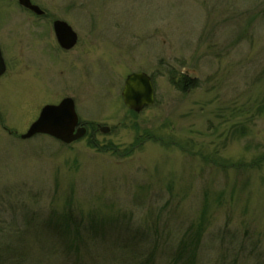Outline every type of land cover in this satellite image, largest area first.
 Listing matches in <instances>:
<instances>
[{"label": "rangeland", "instance_id": "obj_1", "mask_svg": "<svg viewBox=\"0 0 264 264\" xmlns=\"http://www.w3.org/2000/svg\"><path fill=\"white\" fill-rule=\"evenodd\" d=\"M32 1L46 20L0 0V251L31 247L34 264H138L155 248L154 264H175L207 207L196 258L179 264H264V0ZM53 19L78 33L72 52L40 36ZM171 69L196 86L177 91ZM136 72L156 91L140 113L121 95ZM67 97L88 135L21 138ZM75 227L91 238L79 252L58 237Z\"/></svg>", "mask_w": 264, "mask_h": 264}, {"label": "water", "instance_id": "obj_2", "mask_svg": "<svg viewBox=\"0 0 264 264\" xmlns=\"http://www.w3.org/2000/svg\"><path fill=\"white\" fill-rule=\"evenodd\" d=\"M25 7L33 9L37 14H42L38 7L32 6L30 0H20ZM55 31L59 43L65 49L72 48L76 43V35L71 28L62 22L55 24ZM6 66L0 54V77L5 73ZM125 106L135 113H140L145 108L151 107L155 102V89L152 78L146 73H133L125 81L122 91ZM78 126V117L75 103L68 98L58 106H46L39 119L31 126L23 139H29L37 134L50 135L64 145H70L82 139L86 135V129L82 128L75 132ZM103 133H108L103 128Z\"/></svg>", "mask_w": 264, "mask_h": 264}, {"label": "trees", "instance_id": "obj_3", "mask_svg": "<svg viewBox=\"0 0 264 264\" xmlns=\"http://www.w3.org/2000/svg\"><path fill=\"white\" fill-rule=\"evenodd\" d=\"M168 78H169V82L173 85V87L181 93H186L189 90L193 89L196 86V82H197L193 78H191L188 74L177 73L174 69H171L168 72ZM152 79L154 80V77H152ZM88 143L92 148L98 147V144L92 139V136ZM104 151L112 152L113 154H118V155L120 153L119 150H115V148H104ZM131 153H132V150L125 152L124 154H122L121 157H127L131 155ZM262 159L264 162V156H262ZM240 170L242 171V169ZM206 208L207 207H205L203 210L201 222L197 224V226L196 225L193 227L190 226L191 228L187 231V235L185 234V238L180 243L179 251L177 253V256L174 259L175 264H179L183 262L186 263L187 257H192L194 259L196 258V255L198 253L197 252L198 247L200 246L201 240L203 238L202 235L204 233V230H201V229L203 228L202 225H204L203 221L205 220L207 216ZM70 221H71V217L69 215V217L66 218V221H65V224L68 226V228L70 227L69 225ZM92 229H93V226H92ZM193 230H195L194 233H193ZM94 231L96 232V235L99 234V232L96 229H94ZM82 234L83 233L81 232V229L75 227L74 231H71V233H64L61 235L59 234L58 237H62L60 239L64 242L66 246L65 248L67 250L79 252L80 245L87 246L86 243L88 241L89 242L91 241V238L86 239ZM69 235L70 236L73 235V236H72V239L69 242H67L65 237ZM96 237L97 236H95L94 238ZM31 255H33V249H31V247H26L22 245L19 248H13L11 246H8L4 250L0 251V264H23V261L27 264H34L33 261L31 260L32 258H30ZM149 255L151 256L150 257L146 256L145 258L140 260L138 264H154L153 255H155V248H152L150 250ZM20 260H23V261L20 262ZM190 260L191 259H189L188 261L190 262ZM37 264H44V262H38Z\"/></svg>", "mask_w": 264, "mask_h": 264}, {"label": "flooded vegetation", "instance_id": "obj_4", "mask_svg": "<svg viewBox=\"0 0 264 264\" xmlns=\"http://www.w3.org/2000/svg\"><path fill=\"white\" fill-rule=\"evenodd\" d=\"M16 1V3L18 4V6L22 9V10H25V11H27V12H29V13H31V14H35L34 12H32V11H30L29 9H26V8H24V7H22L20 4H19V2L17 1V0H15ZM32 3L33 4H35L33 1H32ZM35 5H38V4H35ZM39 6V5H38ZM40 7V6H39ZM40 9L42 10V14H40V15H38V16H40V17H38V16H36V17H31L30 19L31 20H33V21H35V20H46V18H44L45 16H47V13H46V11L45 10H43L41 7H40ZM45 14V15H44ZM36 15V14H35ZM44 15V16H43ZM57 20H59V19H53L52 20V23H51V26H47L46 28H43V29H45V33L44 34H40V36L41 37H43V40L44 41H47V40H49V35H51V38H52V40H53V42H52V45L51 44H49L50 45V47L52 48L51 50H53V53H56V54H58V51H62V52H72L71 50H65V49H63L60 45H59V42H58V40H57V37H56V32H55V28H54V24H55V22L57 21ZM63 21V20H62ZM43 23H49V22H47V21H43ZM71 26V25H70ZM49 27V28H48ZM48 30V31H47ZM77 33V32H76ZM47 34V35H46ZM77 35H78V33H77ZM78 40H79V36H78ZM78 43V42H77ZM76 47V46H75ZM75 47H73V48H75ZM0 51H1V54H2V56H3V54H5V51L3 50V47L0 45ZM4 58V57H3ZM5 60V59H4ZM54 63V62H53ZM5 64H6V70H7V63H6V61H5ZM46 105H50V104H46ZM57 105V104H56ZM37 119V118H36ZM35 119V120H36ZM34 120V121H35ZM33 121V122H34ZM32 122V123H33ZM31 123V124H32ZM30 124V125H31ZM87 123H84V124H81L80 123V125L78 126V127H85L86 128V130H87V135L89 134V128L87 127ZM100 132H101V129H100ZM40 136H44L45 137V135H40ZM38 137V136H37Z\"/></svg>", "mask_w": 264, "mask_h": 264}]
</instances>
